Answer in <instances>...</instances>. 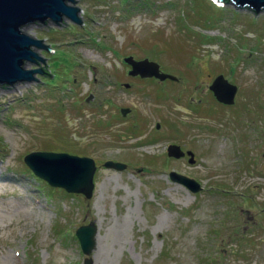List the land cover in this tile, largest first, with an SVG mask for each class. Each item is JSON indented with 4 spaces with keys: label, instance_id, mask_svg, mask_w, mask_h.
I'll return each instance as SVG.
<instances>
[{
    "label": "rangeland",
    "instance_id": "1",
    "mask_svg": "<svg viewBox=\"0 0 264 264\" xmlns=\"http://www.w3.org/2000/svg\"><path fill=\"white\" fill-rule=\"evenodd\" d=\"M74 1L83 23L21 29L53 50H34L45 63L25 69L52 77L0 86V264H264V12ZM127 56L179 81L130 76ZM219 74L236 86L231 105L211 90ZM168 144L185 157L168 156ZM41 150L94 158L92 197L33 175L24 156ZM109 159L126 168H105ZM90 222L86 255L75 231Z\"/></svg>",
    "mask_w": 264,
    "mask_h": 264
},
{
    "label": "water",
    "instance_id": "2",
    "mask_svg": "<svg viewBox=\"0 0 264 264\" xmlns=\"http://www.w3.org/2000/svg\"><path fill=\"white\" fill-rule=\"evenodd\" d=\"M69 1L75 2L74 0H0V85H3L2 87L33 79L38 80L34 78V74L43 73L42 69H25L28 61L37 63L42 60L45 63L44 59L34 51L33 45L49 51L53 50L44 46L41 39L29 36L21 29L24 25L35 22L58 23L65 15L74 23H81L76 13L80 9L68 6L66 3ZM234 1L241 7L248 5L256 13L264 8V0ZM124 61L131 66L129 71L131 76L155 77L160 81L175 79L173 75L162 72L160 65L155 61L135 60L132 56L125 57ZM46 72L52 77L48 70ZM125 86L128 87L129 84L126 83ZM211 90L218 102L226 105L234 103L236 86L229 83L224 76L219 75L213 80ZM91 97L92 95L87 98V101ZM128 112V108L121 109L124 116ZM159 126L157 123L156 127L159 128ZM167 151L169 156L177 158L185 154L178 145L174 144L169 145ZM24 161L35 175L48 181L51 186L64 188L68 193L83 194L87 199L92 197L95 187L94 174L97 168L93 158L68 153L35 151L25 155ZM189 162L193 163V160L190 159ZM104 166L116 170L126 168V164L112 160L105 161ZM170 178L194 193L202 189L195 179L174 171L170 173ZM97 232V226L93 222L82 225L76 230V236L84 254L89 255L95 248ZM84 264H92V260L85 258Z\"/></svg>",
    "mask_w": 264,
    "mask_h": 264
},
{
    "label": "bare ground",
    "instance_id": "3",
    "mask_svg": "<svg viewBox=\"0 0 264 264\" xmlns=\"http://www.w3.org/2000/svg\"><path fill=\"white\" fill-rule=\"evenodd\" d=\"M212 1V3L213 4H215V5H219V6H224V4H226V5H232L233 7H234V9H239V10H247V11H249V12H251V13H254V14H259L260 12H264V8H262L261 10H259V11H257V13L255 12V10H253L252 8H250V7H248V5H244L243 7H241V6H238V5H236V3H235V1L234 0H211ZM72 1H69V2H67L66 4L68 5V6H71V3ZM250 6V5H249ZM72 7H74L73 5H72ZM79 10H78V12H76L77 13V16L80 18V20L82 21V19H81V17H80V15H79ZM65 18H68V17H66V15L65 16H63L62 17V20H64ZM70 19V18H69ZM62 20L60 21V22H55V21H52L53 23H55V24H57V25H60L59 23H62ZM46 22H48V21H46ZM37 23H39V22H35V23H33V24H37ZM41 23V22H40ZM83 23V22H82ZM32 24V23H31ZM78 24V23H77ZM79 24H81V23H79ZM38 39V38H37ZM40 48H42V47H37V46H35V45H33V49L34 50H37L38 51V49H40ZM145 59H148V58H145ZM149 60V59H148ZM173 75V74H172ZM220 75V74H219ZM218 75V76H219ZM174 77H175V79H173V81H177V80H179L178 79V77L176 76V75H173ZM34 78H36V77H34ZM33 80H35V79H33ZM33 80H31V81H33ZM178 82V81H177ZM19 83V82H18ZM1 87L3 86V85H0ZM4 86H6V85H4ZM180 184V183H179ZM183 185V184H182Z\"/></svg>",
    "mask_w": 264,
    "mask_h": 264
},
{
    "label": "flooded vegetation",
    "instance_id": "4",
    "mask_svg": "<svg viewBox=\"0 0 264 264\" xmlns=\"http://www.w3.org/2000/svg\"><path fill=\"white\" fill-rule=\"evenodd\" d=\"M35 63H36V62H35ZM37 63H39V61H38ZM39 69H42L44 74H48V72H46L47 68H45V67L42 66V68H39ZM177 81H179V80H177ZM177 81H176V82H177ZM184 157H185V156H184ZM184 157H182V158H184Z\"/></svg>",
    "mask_w": 264,
    "mask_h": 264
}]
</instances>
